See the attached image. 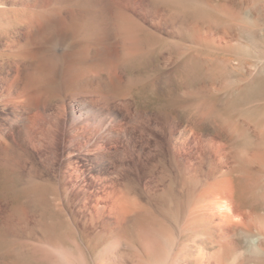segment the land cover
<instances>
[{
  "label": "rangeland",
  "instance_id": "1",
  "mask_svg": "<svg viewBox=\"0 0 264 264\" xmlns=\"http://www.w3.org/2000/svg\"><path fill=\"white\" fill-rule=\"evenodd\" d=\"M78 55L148 144L103 183L56 123ZM33 70L30 147L0 133V264H264V0H0V125ZM231 193L247 216L219 239L199 210Z\"/></svg>",
  "mask_w": 264,
  "mask_h": 264
},
{
  "label": "bare ground",
  "instance_id": "2",
  "mask_svg": "<svg viewBox=\"0 0 264 264\" xmlns=\"http://www.w3.org/2000/svg\"><path fill=\"white\" fill-rule=\"evenodd\" d=\"M21 43H22V41H21ZM82 48H84V47H82ZM79 49H81V48L79 47ZM84 49H83V51L81 49V51L84 52ZM79 56L80 55H78L77 57H79ZM82 56H84V55H82ZM82 56H80L81 60L80 59H72L68 62L67 66H66L67 69H66V71L64 70L65 71L63 74L64 77L59 75L62 77V83L60 84L62 87H60V88L63 89L64 104L63 105L61 104L62 105V108H60L61 112L56 116V123H57V125H61V124L66 125L67 124L68 129L70 131L71 138L69 140H66L64 142V146H63V151L67 153L66 157L68 158L67 159L68 162L71 164L72 160H81L83 162L85 170L87 172L93 173L94 176L97 178V180L100 183L101 182L103 183V181H105V180H110V179L114 178L112 175L115 176L116 172L118 170H120V168L122 169V168L126 167L125 165L130 164V162L133 159L143 157L144 153L146 152L145 151L146 150L145 145H148V144L143 145L142 143H140V147H137L138 143L140 141H142V139H141L142 135H141V133H139L140 131L137 132L135 130V128L133 126L134 123L129 125L130 122L128 121L129 122V123L127 122L128 125L125 124L123 126V128H119L117 126L118 120H117L116 116H114V114L116 113L115 112L116 107L114 109L111 106V98L113 99L114 94L112 97H110V95H111V94L109 95V93H110L109 88L110 87H109V85L106 86L107 84H109V83H107L109 81H107L106 82L107 84H106L103 81L101 74H99V73L95 74L96 71H95V73H93L94 70H91L90 69L91 67L89 68V65L87 63V61H89L87 59H89V58H87L86 60H83ZM86 57H84V59ZM34 64L35 63H33V65ZM40 66H42V65H40ZM63 68L65 69V67H63ZM94 68L95 67H93L92 69H94ZM37 73L39 74V72H37V71L35 72L33 70V72L31 71L28 75L25 74L27 76V79H25V82H23V83H25L23 87H21L23 85V83L21 86L18 85L19 84L18 79H16L15 81L14 80L12 81L11 86L8 89L9 94L8 95L6 94L7 96L4 97L5 103L7 105H11V107L9 106L10 109H9V111L6 112V114L4 116L5 118H3L4 122H2L3 123L2 125H0V127H1L0 133L3 135V136H1V134H0V136L2 138L4 136L5 137H12V136L17 137L20 140H22L23 143H25L28 147H30L31 140H32V139L30 140V138H29L32 134V132H31V134L29 136V132L31 131L30 125L32 124L31 123L32 122L31 116L33 114L32 110H34L35 104H36V103H34L33 99H35V98H33V96L37 95V93L40 92V87H41L39 81L41 80L42 76L38 75ZM24 78H26V77H24ZM21 79H23V77ZM42 82H43V80H42ZM41 84H43V83H41ZM110 86H111V84H110ZM111 87L113 89V86H111ZM42 88H43V86H42ZM111 91H113V90H111ZM2 92H4V91H2ZM62 99H63V97H62ZM62 102H63V100H62ZM117 103H118V101H117ZM127 103H129V102H127ZM113 104H114V101H113ZM106 105L110 106L112 108V110L110 109V107L108 108ZM115 105H116V102H115ZM128 105H130V103ZM36 107H37V105H36ZM132 115H131V117H132ZM165 125H166V123H165ZM165 125H164V127H165V133L164 134L166 136V140H167L166 143L168 145L169 152L172 155V157H174L173 158V159H175L174 161H177V163L182 162L183 157L181 154L180 146L182 145V139H183V131H182L183 127L182 126L181 127L180 126H174L172 129H169V128L167 129V127ZM156 128L158 129V127H156ZM127 129L129 131H132V133H134V135L132 137H127ZM145 131H147V130H145ZM142 133H143V131H142ZM164 134H162V135H164ZM122 136H124V138L126 139V141H124L125 143H123L121 141L124 145H121L122 148H121V146L115 147V145L119 144L118 140H115V139L121 138ZM151 136H152V134H151ZM148 137H150V135H148ZM139 139H141V140L138 142ZM149 140H150V138H149ZM127 144L131 145L132 152L127 147ZM112 145H114V146H112ZM213 195L214 194L208 196L209 199H207L208 200L207 208L204 209V207H206L205 206L206 204H205L204 207L201 208V210H199V211L201 212V214L204 215V219H205L204 221L209 223V225L212 224L214 226V227L212 226L215 229V231L212 230V231H214V234L216 233L218 235L219 239L220 238L225 239L228 236L229 231L232 229L231 224L232 223L234 224L235 222H241L242 219L246 218L247 214H246L245 210H242V209L237 207V204L234 200V196L233 197L231 196L232 193L229 196L224 195L226 197L224 199L223 198H217V197H219V195L217 197L216 196L213 197ZM217 209L220 211V213L218 212ZM247 213H248V211H247ZM193 215H194V213H193ZM196 217H197V215H196ZM190 222H191V220H190ZM239 224L240 223H238V225ZM242 224H244V223H242ZM247 225H248V223H247ZM230 227H231V229H230ZM184 230H186V229H184ZM261 230H264V229H261ZM226 245H225V247H226ZM236 246H238V245H236ZM222 249H223V246H222ZM221 252H223V254L225 255L224 257H226L228 255L227 250H226V252L225 251H221ZM220 256H222V255H220ZM219 258L221 259V257H219ZM224 259L226 260V258H224ZM219 264H224L223 259H222V262H220Z\"/></svg>",
  "mask_w": 264,
  "mask_h": 264
}]
</instances>
